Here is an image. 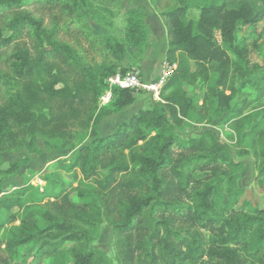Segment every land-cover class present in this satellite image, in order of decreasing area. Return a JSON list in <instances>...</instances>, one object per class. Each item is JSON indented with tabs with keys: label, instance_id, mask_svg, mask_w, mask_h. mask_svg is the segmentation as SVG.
<instances>
[{
	"label": "trees",
	"instance_id": "16d2710c",
	"mask_svg": "<svg viewBox=\"0 0 264 264\" xmlns=\"http://www.w3.org/2000/svg\"><path fill=\"white\" fill-rule=\"evenodd\" d=\"M81 1L0 0V18L5 19L6 24V28L0 29V49L15 43L16 36L28 27L42 30L51 45L35 59L25 50L11 54L12 70L22 84L19 90L0 100V154L20 148L35 152L42 137L56 140L60 148L75 149L70 168L78 169L85 180L96 183L103 199V210L88 202L72 201L65 188L57 192L48 187L37 190L41 202L48 199L42 205L32 201L28 204L26 189L3 194L0 196V264L18 262L19 249L31 243L36 244V251L25 264H43L67 242L81 245L89 240L87 227L96 217L103 212L109 217L112 215L114 202L118 203V219L113 227L126 236L122 253L129 264H256L245 263L241 253L244 250H254V261L264 264V250L260 252L264 249L263 216L248 215L230 231L221 226V231L217 232L218 220L211 204L214 183L197 191L193 206L166 200L164 192L167 189V194L172 195L186 190V165L203 160L212 166L228 162L223 144L214 132L206 130L200 138L184 139L174 133L173 128L194 108V99L188 96L184 86L197 80L207 63L216 64L218 72L209 86L211 95L219 107L230 106L231 95L220 87L227 84L232 60L227 49L218 42L216 33L242 56L236 44L237 31L264 18V0H237L233 6L226 3L203 5L196 21L187 19L184 4L162 12L168 32L166 58L177 63L162 88V101H153L150 108L132 114L112 134L99 137L93 132L92 142L76 149L79 129L89 128L99 108V96L106 89L105 80L117 72L127 71L122 67L125 44L115 38L100 39L88 23L77 18ZM97 1L111 7H119L122 2ZM36 2L67 15L69 19L62 28L82 36L91 49L102 51V64H89L82 56L78 57L70 46L55 39L56 30L49 34L30 12L20 11ZM8 13L15 16L9 19ZM5 29L11 34L7 35ZM130 33L135 40L144 38L142 20L135 19ZM136 34L138 37L134 38ZM50 57L59 58L61 64L50 62ZM198 67H202V72ZM0 85H3L1 79ZM135 99V90L115 88L111 104L115 111H120ZM99 114L102 115V111L99 110ZM176 152L183 158H177ZM171 173L176 177L172 182L168 178ZM76 178L74 174L72 181ZM164 184H168L166 188ZM125 194L128 196L122 200L120 197ZM160 210L172 213L158 220L165 229L163 237L158 239L159 231L154 229L144 242H134V237L140 236L145 229L146 214L149 220L154 219ZM178 216L216 233L214 244L205 245L188 230L184 233L175 230L173 222ZM38 218L43 222L42 227ZM9 225V237L3 239V232ZM176 237L178 241L174 242ZM97 253L93 247H73L72 264H94ZM205 255L209 261L199 263L198 257Z\"/></svg>",
	"mask_w": 264,
	"mask_h": 264
},
{
	"label": "rangeland",
	"instance_id": "374dc122",
	"mask_svg": "<svg viewBox=\"0 0 264 264\" xmlns=\"http://www.w3.org/2000/svg\"><path fill=\"white\" fill-rule=\"evenodd\" d=\"M236 1L122 0L119 7H111L97 0H82L77 8L76 16L88 23L100 39L115 38L123 42L126 50L122 67L127 71H137L143 81L152 82L158 78L163 62L168 61L166 58L168 32L163 22L162 12L184 4L187 7V19L196 21L203 5L226 3L233 6ZM24 10L30 12L36 20L41 21L43 29L49 34L56 30L55 39L70 46L78 57L82 56L83 60L86 59L89 64L95 62L102 64V51L91 49L82 36L75 32L68 33L62 28L69 19L67 15L40 2L32 3L20 11ZM14 16V13H8L7 18L12 19ZM135 19L142 20L144 23L145 36L141 40L133 39L130 33V26ZM4 20L0 18V29L6 28ZM5 30L7 35L11 34L9 29ZM137 37V34L134 35V38ZM216 38L227 49L232 60L228 70L227 84L225 87H220L226 94L231 95L230 106L219 107L216 98L211 95L209 86L214 83L218 72L216 64L207 63L206 72H202V67H198L202 72L200 76L193 83L184 86L195 104L189 115L183 117L182 122L174 126L173 131L184 139L200 138L206 130L214 132L223 144L222 148L228 162L212 166L203 160L191 166L186 165L184 167L187 174L186 190L172 195L167 194V189H164V192L166 200L178 205L193 206L197 199V191L208 183H214L211 204L215 209L214 217L218 220L216 231H221L223 226L228 232L248 215L258 214L264 217V18L256 24L241 27L237 31L236 44L242 56L229 48L218 32ZM50 47L42 30L28 27L22 34L16 36L15 43L0 49V79L3 84L0 85V100L19 90L22 84L21 79L12 70L11 54L25 50L35 59L43 50ZM49 61L57 62V65L61 64L59 58L50 57ZM135 96V102L120 111H115L112 104L103 108L99 107L94 113L89 128L79 129L76 149L91 143L94 139L93 132L99 137L112 134L132 114L141 109L150 108L153 101H162L161 96L160 99H156L151 92L144 89L135 90ZM99 110L102 111V115L99 114ZM74 153L75 149L60 148L56 140L45 137L38 140L35 152L23 148L2 152L0 154V196L16 189H26L27 203L32 201L42 205L48 199L41 202L37 190L48 187L49 190L57 192L65 188L72 201L88 202L103 210V199L96 188V183L85 180L78 169L70 168ZM179 153L176 152L175 156L179 159L183 158ZM74 174L77 175L76 181H72ZM169 176L170 182L176 180L172 173ZM167 185L164 184V188ZM127 196L125 194L120 198L124 200ZM117 207L118 203L114 202L115 209L110 217L103 212L99 218L96 217L93 220L92 225L87 227L88 241L81 245L67 242L59 253L48 257L43 264H72L73 247L97 249L94 264H129L122 253L126 236L118 233L113 227V222L118 219ZM24 209L20 211L21 214ZM258 211H261L260 214ZM147 216L146 214L144 218L145 229L140 236L134 237L136 243L147 240L154 229L159 231L158 239H161L165 229L158 220L168 218L172 216V213L170 210H160L154 219L149 220ZM38 222L42 227L41 218H38ZM18 224L19 221L16 222V225ZM173 224L175 230L182 233L188 230L207 246L214 244L213 241L217 239L216 233L200 225L192 224L191 221L182 220L179 216ZM10 227L11 225L3 232V239L9 237ZM175 241H178L177 237ZM250 241H253V238ZM154 243L158 248V242ZM231 246L239 247L232 244ZM36 247L35 243L21 247L20 259L15 264L30 262ZM241 253L245 263L258 264V261H254L253 258L254 250H244ZM207 261H209L207 255L198 257L199 263Z\"/></svg>",
	"mask_w": 264,
	"mask_h": 264
},
{
	"label": "built area",
	"instance_id": "2783aa9c",
	"mask_svg": "<svg viewBox=\"0 0 264 264\" xmlns=\"http://www.w3.org/2000/svg\"><path fill=\"white\" fill-rule=\"evenodd\" d=\"M177 65L175 62L165 61L162 64L158 78L152 82L143 81L137 71L117 72L105 80L106 89L99 98V107L111 104L114 97V89H144L153 94L154 98L160 99L161 91L168 78L173 74Z\"/></svg>",
	"mask_w": 264,
	"mask_h": 264
},
{
	"label": "crops",
	"instance_id": "0c3cea01",
	"mask_svg": "<svg viewBox=\"0 0 264 264\" xmlns=\"http://www.w3.org/2000/svg\"><path fill=\"white\" fill-rule=\"evenodd\" d=\"M160 74V70H159V72H158V75ZM126 108V107H125Z\"/></svg>",
	"mask_w": 264,
	"mask_h": 264
}]
</instances>
